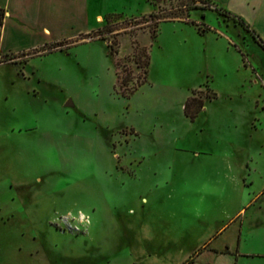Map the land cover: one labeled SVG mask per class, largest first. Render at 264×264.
Segmentation results:
<instances>
[{"label": "rangeland", "instance_id": "obj_1", "mask_svg": "<svg viewBox=\"0 0 264 264\" xmlns=\"http://www.w3.org/2000/svg\"><path fill=\"white\" fill-rule=\"evenodd\" d=\"M76 1L45 2L41 44L8 31L0 42L18 50L0 54V264H199L204 250L234 251L238 223L264 216V93L244 66L259 44L214 0H97L91 15ZM152 10L190 22L162 21L151 39ZM238 253L264 264V233Z\"/></svg>", "mask_w": 264, "mask_h": 264}, {"label": "crops", "instance_id": "obj_2", "mask_svg": "<svg viewBox=\"0 0 264 264\" xmlns=\"http://www.w3.org/2000/svg\"><path fill=\"white\" fill-rule=\"evenodd\" d=\"M214 1L218 3L220 7L229 11L231 14L243 18L245 22L249 25L250 29L257 33L258 36L264 42V0ZM45 2H48L52 5L54 3V0H0V8L4 11L2 17V24L0 26V42L1 40H3L6 31H8L13 36V40L16 42L23 43L22 45L34 47L41 44V42L37 40L38 37L36 35L37 31L40 29L47 30L44 25H40V17L44 9ZM96 2L97 0H77L76 5H78V7L82 10L83 13L91 15L90 8L95 9L94 7ZM50 11L53 12L54 10L50 7ZM93 19H95V23L103 22V14L96 12L95 14H93ZM244 32L248 34L246 29L244 30ZM222 35H225L228 39L231 40V37L227 32ZM46 40L47 39H44V41ZM258 48L260 52L258 61L254 63H251L249 61L250 65L244 66L245 68H249L253 72V74L258 78L259 82L262 85L259 90L264 93V49L260 45ZM9 51L18 50L8 49L5 52L0 51V54ZM257 97H260V94H258ZM253 99L255 100V102L259 101L256 98ZM237 231L238 238L234 243L236 245L234 251L231 247V244H229L230 242L225 243L224 249L221 250L218 248H210L204 250L203 252H205V255L201 257L202 261H200L199 264H237V258L239 255L238 250H240L241 242L244 239L247 240L248 238L256 237L260 233H264V216L253 217L247 222V225H245L244 222H239L237 226ZM256 253L260 252L252 251L250 254L255 255ZM206 254L209 255L206 256ZM212 254L221 255L222 262L212 260Z\"/></svg>", "mask_w": 264, "mask_h": 264}, {"label": "trees", "instance_id": "obj_3", "mask_svg": "<svg viewBox=\"0 0 264 264\" xmlns=\"http://www.w3.org/2000/svg\"><path fill=\"white\" fill-rule=\"evenodd\" d=\"M194 2L196 0H193ZM196 7V6H193ZM191 7V8H193ZM218 10H222L223 13H226L228 15H233L234 17H236V19L239 21V23L247 30L250 32L252 38L254 39L255 42H257L263 49H264V42L262 41V39L258 36L257 33H255L252 29H250L249 25L245 22V20L243 18H241L240 16L231 14L229 11H227L226 9L222 8V7H218ZM3 9L0 8V26L2 24V17H3ZM120 15L118 13H111L106 15L105 17V22L108 24L109 20L111 17L113 16H117ZM188 12L186 13H177V14H172L171 16H164V15H159L156 11H150L148 13L143 14L144 18L147 17H151L154 18L153 21V30L151 32V39H155L157 36V32H158V27H159V23L162 21H167V20H173V19H181V20H186L187 22H190L187 17H188ZM121 16V15H120ZM198 28H200V26H198ZM108 47L111 49V51L113 50V46L112 44H109ZM115 51V50H114ZM149 64H150V54H149V49L147 50V55H146V59L144 62V66L146 67L145 71L147 73L148 69H149ZM145 80H142L141 82H138L137 84H142ZM120 85H125L124 82H120ZM136 87H132V89H135ZM216 92L211 90L210 95L208 96L209 98H215L216 97ZM196 102V103H195ZM197 105L195 106V108L193 109V112L190 113V116L193 117L195 113H197L202 107H203V101L200 99H196V97L190 98L188 99L187 103L184 105V109L186 111V113H188V107L192 106V105Z\"/></svg>", "mask_w": 264, "mask_h": 264}]
</instances>
